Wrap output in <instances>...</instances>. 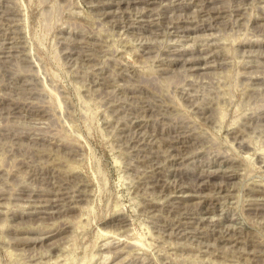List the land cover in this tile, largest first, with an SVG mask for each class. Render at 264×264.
Wrapping results in <instances>:
<instances>
[{
	"label": "rangeland",
	"instance_id": "obj_1",
	"mask_svg": "<svg viewBox=\"0 0 264 264\" xmlns=\"http://www.w3.org/2000/svg\"><path fill=\"white\" fill-rule=\"evenodd\" d=\"M146 1L0 0V264H264V0Z\"/></svg>",
	"mask_w": 264,
	"mask_h": 264
},
{
	"label": "bare ground",
	"instance_id": "obj_2",
	"mask_svg": "<svg viewBox=\"0 0 264 264\" xmlns=\"http://www.w3.org/2000/svg\"><path fill=\"white\" fill-rule=\"evenodd\" d=\"M117 1H119V0H117ZM143 1H144V0H143ZM145 1H146V0H145ZM147 1H149V0H147ZM147 1H146V2H147ZM151 1H152V0H151ZM102 3H103V2H102ZM104 4H105V3H104ZM115 4H116V3H115ZM212 11H213V10H212ZM141 12H142V11H141ZM152 12H153V11H152ZM150 13H151V12H150ZM150 13H149V14H150ZM154 14H155V13H154ZM218 14H219V13H218ZM136 15H139V14H136ZM148 16H149V15H148ZM150 16H151V15H150ZM137 18H138V17H137ZM140 18H141V17H140ZM140 18H139V19H140ZM146 18H147V17H146ZM152 18H153V17H152ZM152 18H151V19H152ZM142 19H143V18H142ZM151 19H150V20H151ZM154 19H155V18H154ZM145 20H146V19H145ZM147 20H148V19H147ZM147 20H146V21H147ZM146 21H145V23H146ZM140 22H141V21H140ZM148 22H149V20L147 21V23H148ZM143 23H144V21H143ZM176 24H178V23H176ZM205 25H206V24H205ZM143 26H144V25H143ZM148 26H149V25H148ZM175 26H177V25H175ZM179 26H180V25H179ZM200 26H201V25H200ZM184 27L186 28L185 25H184ZM184 27H183V29H184ZM187 27H188V26H187ZM143 28H144V27H143ZM180 29H181V28H180ZM176 30H178V29H176ZM193 30H194V29H193ZM195 31H196V30H195ZM174 33H175V32H174ZM176 34H177V33H176ZM178 35H180V34H178ZM203 47H204V46H203ZM205 48H206V47H205ZM197 59H199V58H197ZM203 60H204V59H203ZM204 63H205V62H204ZM192 68H193V67H192ZM178 188H179V187H177V189H178ZM183 190H184V189H183ZM185 191H186V189H185ZM187 191H188V190H187ZM179 192H180V191H179ZM182 194H183V193H182ZM186 194H187V193H186ZM189 194H190V193H189ZM188 196H190V195H188ZM196 196H198V195H196ZM200 199H201V198H200ZM176 201H177V199H176ZM180 201H181V200H180ZM180 201H179V202H180ZM181 202H182V201H181ZM203 217H204V216H203ZM209 217H210V216H209ZM187 227H188V226H187Z\"/></svg>",
	"mask_w": 264,
	"mask_h": 264
}]
</instances>
